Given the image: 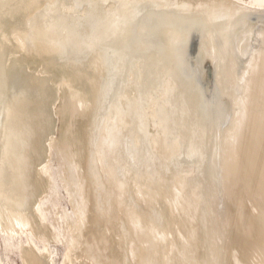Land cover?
Returning <instances> with one entry per match:
<instances>
[{"label": "bare ground", "instance_id": "obj_1", "mask_svg": "<svg viewBox=\"0 0 264 264\" xmlns=\"http://www.w3.org/2000/svg\"><path fill=\"white\" fill-rule=\"evenodd\" d=\"M0 232L19 264H264V0H0Z\"/></svg>", "mask_w": 264, "mask_h": 264}, {"label": "rangeland", "instance_id": "obj_2", "mask_svg": "<svg viewBox=\"0 0 264 264\" xmlns=\"http://www.w3.org/2000/svg\"><path fill=\"white\" fill-rule=\"evenodd\" d=\"M59 202L64 203L62 200H59ZM23 237V234L16 233L13 238H6L4 233L0 232V258L3 264H19L16 243ZM30 240L32 243L39 245L33 237H31ZM47 246L52 253V260L54 264H57L62 253V248L55 243H48Z\"/></svg>", "mask_w": 264, "mask_h": 264}]
</instances>
